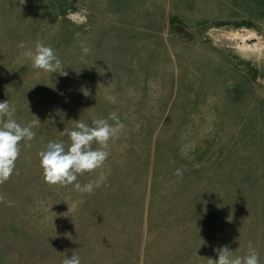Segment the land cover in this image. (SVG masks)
I'll use <instances>...</instances> for the list:
<instances>
[{"label":"rangeland","instance_id":"374dc122","mask_svg":"<svg viewBox=\"0 0 264 264\" xmlns=\"http://www.w3.org/2000/svg\"><path fill=\"white\" fill-rule=\"evenodd\" d=\"M37 40L67 76L19 55ZM6 100L39 123L0 184V264H207L249 241L264 264V0H0ZM112 112L106 184H47L38 153Z\"/></svg>","mask_w":264,"mask_h":264},{"label":"clouds","instance_id":"9594fccd","mask_svg":"<svg viewBox=\"0 0 264 264\" xmlns=\"http://www.w3.org/2000/svg\"><path fill=\"white\" fill-rule=\"evenodd\" d=\"M17 47L21 49L19 55L28 59L33 69L50 74L68 75L64 71L65 67L59 58V54L50 45L37 40L34 47H29L26 42L20 41ZM80 47L81 59H83L90 53L91 49L83 42H81ZM87 94L85 93V95ZM15 112L16 108L10 105L8 100L0 102V184L7 182L13 174H18L16 161L20 156L21 142L23 141L26 146H30V142L36 136L33 128L39 123L37 119L22 125L14 118ZM124 128L125 125L120 122L115 112L110 113L105 119L93 120L91 126L77 120L73 129L65 128L61 132L70 140L67 148L63 142L50 141L38 153L44 181L50 186H72L75 191L81 194H93L97 188L107 182L108 174L102 169L110 155L109 142L118 137ZM94 143L98 144L99 147L93 148ZM98 170L101 171L98 172ZM96 172H98L96 178L83 184L79 182V176ZM175 174L182 176L179 169L176 170ZM0 202H4L2 196H0ZM7 204L13 206L12 201H7ZM68 206L69 212V203ZM76 206V202H73L71 208ZM214 252L218 259L207 258V264H260L259 253L251 241L248 243L247 254L243 256L235 255V251L230 250L226 245L215 248ZM62 264H81V259L75 254L70 257L66 255Z\"/></svg>","mask_w":264,"mask_h":264}]
</instances>
